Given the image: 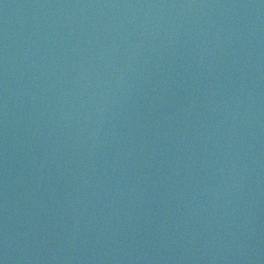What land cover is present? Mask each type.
Segmentation results:
<instances>
[{
	"label": "water",
	"instance_id": "obj_1",
	"mask_svg": "<svg viewBox=\"0 0 264 264\" xmlns=\"http://www.w3.org/2000/svg\"><path fill=\"white\" fill-rule=\"evenodd\" d=\"M179 109L264 189V0H91Z\"/></svg>",
	"mask_w": 264,
	"mask_h": 264
}]
</instances>
